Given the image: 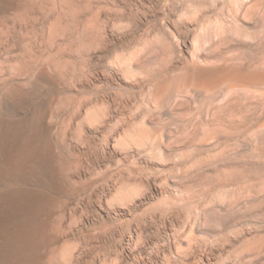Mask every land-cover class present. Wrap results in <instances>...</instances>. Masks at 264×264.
I'll list each match as a JSON object with an SVG mask.
<instances>
[{
    "label": "rangeland",
    "instance_id": "obj_1",
    "mask_svg": "<svg viewBox=\"0 0 264 264\" xmlns=\"http://www.w3.org/2000/svg\"><path fill=\"white\" fill-rule=\"evenodd\" d=\"M0 264H264V0H0Z\"/></svg>",
    "mask_w": 264,
    "mask_h": 264
}]
</instances>
